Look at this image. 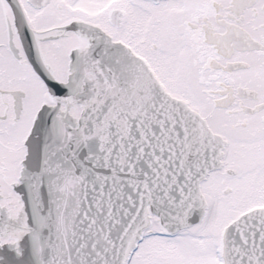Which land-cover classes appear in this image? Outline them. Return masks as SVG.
<instances>
[{
    "label": "snow or ice",
    "instance_id": "obj_1",
    "mask_svg": "<svg viewBox=\"0 0 264 264\" xmlns=\"http://www.w3.org/2000/svg\"><path fill=\"white\" fill-rule=\"evenodd\" d=\"M0 264H264V0H0Z\"/></svg>",
    "mask_w": 264,
    "mask_h": 264
}]
</instances>
